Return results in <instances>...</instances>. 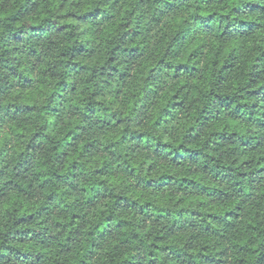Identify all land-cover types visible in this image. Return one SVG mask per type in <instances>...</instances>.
Masks as SVG:
<instances>
[{
  "label": "trees",
  "instance_id": "16d2710c",
  "mask_svg": "<svg viewBox=\"0 0 264 264\" xmlns=\"http://www.w3.org/2000/svg\"><path fill=\"white\" fill-rule=\"evenodd\" d=\"M0 264H264V0H0Z\"/></svg>",
  "mask_w": 264,
  "mask_h": 264
}]
</instances>
